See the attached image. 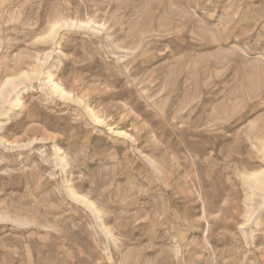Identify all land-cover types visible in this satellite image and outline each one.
Masks as SVG:
<instances>
[{
  "label": "rangeland",
  "instance_id": "obj_1",
  "mask_svg": "<svg viewBox=\"0 0 264 264\" xmlns=\"http://www.w3.org/2000/svg\"><path fill=\"white\" fill-rule=\"evenodd\" d=\"M253 173L264 0H0V264H264Z\"/></svg>",
  "mask_w": 264,
  "mask_h": 264
},
{
  "label": "bare ground",
  "instance_id": "obj_2",
  "mask_svg": "<svg viewBox=\"0 0 264 264\" xmlns=\"http://www.w3.org/2000/svg\"><path fill=\"white\" fill-rule=\"evenodd\" d=\"M50 79H51V78H50ZM58 87H59V85H55L54 88H55V89H58ZM2 88H3V87H2ZM59 88H60V87H59ZM58 90H60V89H58ZM60 91H62V90H60ZM260 175H261V174H260ZM263 177H264V176H263ZM263 177L259 176V175L256 174V173H255V174L253 173V176H252L253 180H252V182H251L252 185H254V187H256V186H257V187L260 186V185H261V181L263 180V179H262ZM249 182H250V181H249ZM257 187H256V188H257Z\"/></svg>",
  "mask_w": 264,
  "mask_h": 264
}]
</instances>
